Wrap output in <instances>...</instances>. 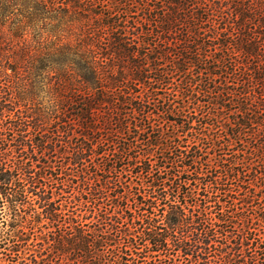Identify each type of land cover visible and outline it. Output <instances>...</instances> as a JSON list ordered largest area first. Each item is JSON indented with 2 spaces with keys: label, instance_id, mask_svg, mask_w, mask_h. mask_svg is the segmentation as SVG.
Masks as SVG:
<instances>
[{
  "label": "trees",
  "instance_id": "16d2710c",
  "mask_svg": "<svg viewBox=\"0 0 264 264\" xmlns=\"http://www.w3.org/2000/svg\"><path fill=\"white\" fill-rule=\"evenodd\" d=\"M135 1L0 0V249L45 224L65 264H264L244 211L264 171L209 160L212 114L162 88L169 67L230 69L263 100L264 0ZM191 25L212 54L172 61Z\"/></svg>",
  "mask_w": 264,
  "mask_h": 264
},
{
  "label": "rangeland",
  "instance_id": "374dc122",
  "mask_svg": "<svg viewBox=\"0 0 264 264\" xmlns=\"http://www.w3.org/2000/svg\"><path fill=\"white\" fill-rule=\"evenodd\" d=\"M143 1L144 0H136L135 3H141ZM134 7H136V5L131 8L132 11L138 13V9ZM203 18L204 16L201 15L200 20L206 21L202 20ZM205 25L206 24L202 27H205ZM206 27L207 29L203 28L201 30L202 33L208 30L209 25ZM181 30L187 33L176 32V37L173 36L172 40L174 43L170 42V46L173 44L169 51L171 52L170 55H172V61L178 60V57L174 55H178L181 58L187 57L189 59L187 61L191 62V55H194V53H196L200 59H204L206 55L212 54V52L208 53L209 50L203 46L206 41L200 37V31L198 32L197 28L191 25L190 29L184 26L183 28L181 27ZM256 31L259 32V29L256 28ZM184 43H187L190 49V52H186V54H183V48L186 47L183 45ZM206 43L209 44V42ZM218 44H220V42ZM168 65L169 64H166L165 67H168ZM249 69H243L242 73L244 74V71H246L247 74L252 75L254 69ZM164 70H166L169 76L167 77L168 81H166L168 85L166 84L162 88H165V92L172 95V99H174V102L176 101L175 106L184 102L180 92H185L190 96L195 95L199 99L198 103L202 106H206L203 116H206L208 113L212 114L211 120L209 119L206 122L211 125H217L218 129L217 127L215 129L216 132L222 134L221 147H223V150L220 152H210V154L207 155L209 160L216 162L218 160H230L236 157L238 160H243L250 164V169L253 168L264 171V160H261L262 157L264 158V139L262 135L258 136L259 133H262L261 130L263 128L260 126V123L264 122V116H261L262 113L264 114V110L262 112L258 109L264 108V98L261 100V90L259 87H256L258 90L249 88L248 86L243 88L249 76L234 77L230 69H208V71L206 69H187V72H184L185 69H172L169 67ZM174 72L176 73L173 74ZM152 77L154 78L156 75L152 74ZM219 86L231 93H235V91L239 90L237 91L239 96L234 95L233 98L229 100V98L223 96V91H216L219 92V94H214L215 88ZM174 96L176 98H174ZM262 97L264 96L262 95ZM238 98L240 99L239 102ZM246 107L250 109H246ZM256 109L257 111H252ZM255 112H259L260 115L254 114ZM244 113L251 115L247 116V114ZM172 117L177 119L175 115H172ZM245 117L250 118L252 123L249 124V119ZM239 122L249 125L246 129H243L244 133L238 127ZM168 126L171 125L168 124ZM255 185L257 187L252 186L250 189H252V194L258 195L257 199L259 202L253 206L250 205L251 207L244 211L250 217H256V212H258V216L264 217V209L259 212L260 206L264 208V182L259 180ZM44 225L45 224L42 226L43 230L36 229L30 234L26 231V237L29 238V242L26 245H19V247H21L18 253L19 258L10 253L11 246H13L12 244H8L5 249H0V264L67 263L64 258L63 260L59 259L58 254H60V252L53 246V240L57 238V234H55L56 230L51 229L50 226L44 227ZM2 226L0 221V231L3 230ZM251 227L260 229L261 234L264 233V221L260 223L253 222Z\"/></svg>",
  "mask_w": 264,
  "mask_h": 264
}]
</instances>
